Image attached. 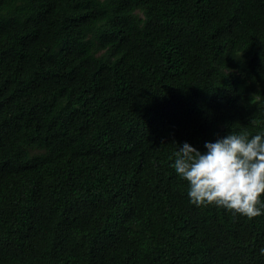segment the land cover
Returning a JSON list of instances; mask_svg holds the SVG:
<instances>
[{
  "label": "trees",
  "instance_id": "16d2710c",
  "mask_svg": "<svg viewBox=\"0 0 264 264\" xmlns=\"http://www.w3.org/2000/svg\"><path fill=\"white\" fill-rule=\"evenodd\" d=\"M230 131L264 133V0H0V264H264V209L173 168Z\"/></svg>",
  "mask_w": 264,
  "mask_h": 264
},
{
  "label": "clouds",
  "instance_id": "9594fccd",
  "mask_svg": "<svg viewBox=\"0 0 264 264\" xmlns=\"http://www.w3.org/2000/svg\"><path fill=\"white\" fill-rule=\"evenodd\" d=\"M205 152L185 142L175 153L174 171L188 184L198 207L215 205L253 219L264 204V133L229 134L204 144ZM264 255V248L261 250Z\"/></svg>",
  "mask_w": 264,
  "mask_h": 264
},
{
  "label": "water",
  "instance_id": "95a60500",
  "mask_svg": "<svg viewBox=\"0 0 264 264\" xmlns=\"http://www.w3.org/2000/svg\"><path fill=\"white\" fill-rule=\"evenodd\" d=\"M141 219H142V218H140V220H141ZM140 220H139V221H140Z\"/></svg>",
  "mask_w": 264,
  "mask_h": 264
}]
</instances>
